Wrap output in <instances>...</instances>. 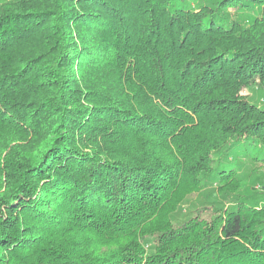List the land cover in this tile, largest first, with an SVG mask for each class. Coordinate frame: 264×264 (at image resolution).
<instances>
[{"label":"trees","instance_id":"1","mask_svg":"<svg viewBox=\"0 0 264 264\" xmlns=\"http://www.w3.org/2000/svg\"><path fill=\"white\" fill-rule=\"evenodd\" d=\"M252 84L264 0H0V264H264Z\"/></svg>","mask_w":264,"mask_h":264},{"label":"rangeland","instance_id":"2","mask_svg":"<svg viewBox=\"0 0 264 264\" xmlns=\"http://www.w3.org/2000/svg\"><path fill=\"white\" fill-rule=\"evenodd\" d=\"M244 94L251 102L259 105L260 107H264V87H262L260 84H252L249 88H246L244 90ZM252 168L254 167H251L250 165H244L241 169V174L239 175L240 179L244 186L254 185V189L256 191L264 193V183L259 181L256 182V175L252 171ZM257 172H260V175H262L264 178V168H257ZM215 193V188L213 186L211 188L209 187L207 189H203L199 192H193L188 195L186 200L182 204L181 216H184L185 214L196 215L197 210L203 206L214 207L213 205L217 204L212 202L216 198ZM221 198L222 197H220L219 199ZM219 199L216 198L215 201Z\"/></svg>","mask_w":264,"mask_h":264}]
</instances>
